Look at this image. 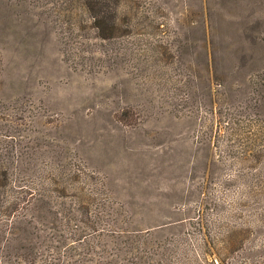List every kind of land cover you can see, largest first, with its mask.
<instances>
[{
    "label": "rangeland",
    "instance_id": "374dc122",
    "mask_svg": "<svg viewBox=\"0 0 264 264\" xmlns=\"http://www.w3.org/2000/svg\"><path fill=\"white\" fill-rule=\"evenodd\" d=\"M49 190L153 264H264V0H0L1 227Z\"/></svg>",
    "mask_w": 264,
    "mask_h": 264
},
{
    "label": "trees",
    "instance_id": "16d2710c",
    "mask_svg": "<svg viewBox=\"0 0 264 264\" xmlns=\"http://www.w3.org/2000/svg\"><path fill=\"white\" fill-rule=\"evenodd\" d=\"M88 5L87 9L95 14L101 13L102 9L97 10L90 2ZM96 15L95 22L101 17ZM48 192L46 203L36 207L34 213L28 206L23 207L24 211L14 212L9 219V223L15 221L11 228L0 225V264L154 263L152 253L142 251L143 234L129 232L128 236L117 235L119 239L110 241L114 231L106 230L100 220L94 224L95 213L99 212L94 201H79L73 207L60 200L53 205Z\"/></svg>",
    "mask_w": 264,
    "mask_h": 264
}]
</instances>
